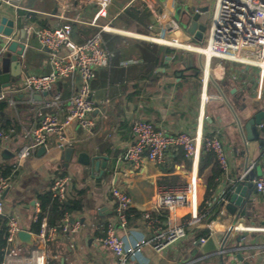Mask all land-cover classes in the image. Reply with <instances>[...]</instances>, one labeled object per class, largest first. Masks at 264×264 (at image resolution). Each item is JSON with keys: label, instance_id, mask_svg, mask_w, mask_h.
Returning <instances> with one entry per match:
<instances>
[{"label": "crops", "instance_id": "obj_1", "mask_svg": "<svg viewBox=\"0 0 264 264\" xmlns=\"http://www.w3.org/2000/svg\"><path fill=\"white\" fill-rule=\"evenodd\" d=\"M152 3L153 6L147 0H112L108 17L99 19L94 25L98 7L89 4L87 0H21L13 4L0 2V22L6 17L15 23L14 38L3 39L0 53L5 45L8 47L14 40L26 45L25 54L20 58L22 76L15 84L3 89L1 93L5 94V99L0 100L8 103L7 109L0 115V125L4 128L5 122L11 120L14 126L9 131L4 128L10 137L0 148V166L9 165L14 168L7 179L9 188L1 194L5 205L3 216L8 219L17 218L20 229L31 233L33 246L21 243L18 236L14 244L24 257H30L37 245L40 230L37 221L40 210L38 197L51 189L53 180L61 177L63 171L66 172L64 177L72 179L70 199H76L84 193L81 196L84 209L70 216L72 221L80 223L76 234L63 235L47 245L45 250L48 264H118L115 255L96 241L105 235L107 225L115 220V202L111 194L113 186L126 190L132 199L130 209L144 214L153 211L160 191L186 193L192 178L197 176L200 179L196 197L199 211L206 189L205 182L199 176V160L194 161L186 156L185 159L177 158L174 149L166 154L165 162L158 166L145 159L140 168H135L125 159L124 153L133 137V121L147 118L172 133L185 131L192 136L219 135L226 148L230 167L228 171H223L212 196L205 201L210 207L222 204L217 215L207 217L206 213L199 212L204 217L195 226L187 227V238L159 253L152 246L145 245L138 259L130 264H185L201 249L199 239L203 237L208 240L211 236L219 249L224 247L229 251L242 247L238 250L244 262L264 264V233L248 232L249 235L242 239V243L236 245L239 236L245 232H228L230 226L240 223L243 227L264 226V199L256 192L253 183V179L264 170V129L259 125H251L255 116L264 112V81L260 79L255 67L219 59L218 63H213L194 51H188L192 53L189 65L186 61L173 62L172 57L168 56L170 59L166 57L164 66L156 69L159 74L156 81H144L141 89L132 88L133 82L129 83V87L126 86V92H122L118 84L101 90L93 89L99 108L92 114L95 120L92 133L76 126L69 127L66 133L68 144L60 147L52 139L45 153L41 154L39 148L22 165L13 164V158L30 142L28 132L42 117L58 113L60 119H63V109L48 107L46 103L58 93L66 98L72 92L70 85L67 86L64 81L50 92L30 96L26 90L27 74H45L50 71V66L48 53L36 37L32 36L27 43L20 39L21 36L25 38V28H40L38 21H32L31 16L25 13L36 15L37 19L47 23V28L54 29L72 23L76 29H100L132 41L152 42L148 39L150 35H160V41L167 44L180 45L187 42L190 35L187 29L191 26V16L195 12L193 7L202 4L192 5L190 16L180 17L176 14L175 5L168 6L167 0H152ZM145 9L150 11L151 16L144 23L133 19V13ZM165 17L178 29L168 30L163 21ZM72 38L76 43L89 40L81 35L78 37L80 41L74 35ZM187 66L191 69L184 72L185 77L195 75V70L199 69V86L183 79L182 71ZM205 97L208 98L207 102ZM103 102H106L105 106ZM222 104L225 110L221 108ZM70 148L74 149L75 155L68 162L66 150ZM107 150L109 154L105 152ZM79 153H86L105 162V172L101 175L79 164ZM117 173L120 176L116 179ZM246 173L247 176L240 179ZM236 183L241 186L249 184L251 192L253 204L247 209L244 219L239 217L240 210L232 215L225 208L228 199L224 197ZM190 211V207L179 210L177 220L184 223ZM130 216L133 219L135 213ZM203 232L207 234L202 236ZM118 234L130 245L141 238H149L150 229L143 215L132 223L128 219L127 228L119 229ZM221 254L216 252L207 262L216 263ZM223 257L227 259L226 255ZM229 261L239 264L234 256L229 257Z\"/></svg>", "mask_w": 264, "mask_h": 264}, {"label": "built area", "instance_id": "obj_2", "mask_svg": "<svg viewBox=\"0 0 264 264\" xmlns=\"http://www.w3.org/2000/svg\"><path fill=\"white\" fill-rule=\"evenodd\" d=\"M13 4L21 0H0ZM89 4L98 7L94 18V25L102 18H107L112 0H87ZM210 5L193 7L195 12L206 15L205 38L197 41L194 36L188 35L187 42L174 44L160 41V35H150L148 39L154 43L168 45L169 47L194 51L204 55L209 60L219 59L243 63L258 69L259 77L264 81V0H210ZM208 8L206 12L202 9ZM194 12V13H195ZM73 29L70 25L58 28H25V42L36 37L42 48L48 53L50 71L45 74L28 73L25 78V87L30 96L54 90L60 82H68L71 87V96L64 98L61 93L54 95L46 103L48 107L63 109L61 120L58 113L49 114L28 132L29 144L23 146L21 151L13 158L15 166L22 165L23 161L39 148H47L54 139L60 147L67 143L66 133L69 127L76 126L88 133L95 128L92 114L99 108L94 98L92 83L97 72L109 69L112 65V54L108 51L100 31L97 35L83 43H76L72 38ZM14 38V37H12ZM11 39V38H9ZM26 46V45H25ZM7 46L1 50L0 59L7 53ZM5 94L0 93V100ZM206 102L208 98L204 99ZM103 105L106 102L102 103ZM105 106V105H104ZM259 127L264 129V122ZM132 141L127 147L124 157L133 167L140 168L146 159L154 165H161L166 160V154L171 150L182 149L185 156L198 161L201 150L213 152L221 169L228 171L230 164L226 148L219 135H196L181 131L172 133L146 119H136L132 123ZM10 135L0 125V148L9 139ZM264 157V151H263ZM247 173L240 177L244 179ZM71 178L57 177L51 185L52 198L60 203L70 199ZM256 192L264 199V170L253 179ZM199 177L192 178L186 193L174 190H164L158 193L153 211H146L144 219L150 229L149 238H141L133 244H126L119 236V229L128 226V211L132 199L126 190L118 186L112 187V197L115 202V220L107 225L104 236L96 241L105 246L118 260V264H130L141 255L142 248L150 245L156 252H163L172 244L187 238V227H192L204 217L198 211L197 188ZM9 188V181L0 178V216L5 214L2 192ZM190 207L188 219L182 223L177 220V212ZM40 212V210H39ZM153 212V213H152ZM164 215V219H162ZM71 215H65L57 226L50 227L47 218H43L37 234V245L30 257H24L20 249L15 247L17 234L21 230L17 218L11 217L7 222L10 247L7 249L3 264H48L46 247L50 242L63 235H74L80 229L78 221H72ZM241 224V223H240ZM232 225L228 232H262L264 226L259 228ZM213 237V236H211ZM207 238H200L198 244L203 245ZM242 248L238 247L237 249ZM244 248V247H243ZM240 250V249H239ZM226 249L218 248L217 252L224 253ZM108 264V263H102Z\"/></svg>", "mask_w": 264, "mask_h": 264}, {"label": "trees", "instance_id": "obj_3", "mask_svg": "<svg viewBox=\"0 0 264 264\" xmlns=\"http://www.w3.org/2000/svg\"><path fill=\"white\" fill-rule=\"evenodd\" d=\"M24 14V12H21ZM30 15L32 21H38L40 28L46 27L47 23L37 19L36 15L30 13H25ZM148 9L140 11L139 13H133L132 17L134 20L145 22L151 15ZM72 27L75 38L80 35L85 38H93L100 32V29L95 28H75L76 25L69 23ZM75 28V30H74ZM105 45L108 51L112 54V65L109 69H102L97 72L96 78L92 83V88L94 89H105L106 86L112 87L113 85H119L122 92H126L128 88L126 86L132 83L131 87L134 89L143 88L144 81L155 82L157 76L156 69L164 66L166 57H172V61H186L189 65V60L192 59V53L186 51H180L176 48L159 45L149 41H132L123 38L118 35H114L108 32H101ZM79 39V38H78ZM80 41V39L78 40ZM83 43V42H79ZM128 63V64H125ZM191 67L187 66V69L182 71L183 79L193 82L196 86H199V69L195 70V75L186 76L184 72L190 70ZM129 81V82H128ZM126 83V84H125ZM67 82V86H68ZM129 87V86H128ZM139 93V91L137 92ZM8 107L6 101H0V115ZM5 129L8 131L14 128L11 120L5 122ZM3 128V129H4ZM76 151V149H75ZM105 152H108L105 151ZM174 153L177 158H186L185 152L182 149H175ZM109 154V152H108ZM13 166H0V177L8 179L12 173ZM111 171V170H110ZM199 176L204 180L206 184L204 202L200 206V213H206L207 217L210 215H217L220 211L222 204L208 206L205 201L209 200L214 192L217 181L223 176V170L221 169L217 157L213 152L201 150L199 159ZM65 171L62 172L61 177H64ZM84 194V193H82ZM82 194L76 199H68L67 201L60 203L52 198L51 190L43 192L39 195L40 202V212L37 215L38 226H40L43 218H47L48 225L50 227L57 226L60 221L65 217V215H71L72 213H78L83 211V198ZM228 194L224 197L228 199ZM135 213L133 219L130 214ZM129 222L132 223L134 219L142 218L144 214L137 213L133 209H130L127 213ZM164 219V217H162ZM209 220V218H207ZM8 218L0 216V264L3 263L7 249L10 247V243L7 241L8 230H7ZM207 233L203 232L201 235L205 236Z\"/></svg>", "mask_w": 264, "mask_h": 264}, {"label": "water", "instance_id": "obj_4", "mask_svg": "<svg viewBox=\"0 0 264 264\" xmlns=\"http://www.w3.org/2000/svg\"><path fill=\"white\" fill-rule=\"evenodd\" d=\"M208 8L202 9V12H206ZM191 26L188 27L187 32L191 36H194L198 41H202L201 38L198 37V32H205V24H206V15L201 14L200 12H195L191 16ZM15 33V23L9 18L4 17L0 22V43L3 39H9L14 36ZM21 40L24 39L21 36ZM8 53L4 55L0 59V93L3 89L8 88L11 84H15L16 81L22 76V62L21 57L25 54L26 46L24 43H20L18 41H12L7 47ZM11 53V54H10ZM170 57H167L169 60ZM264 120V112H261L255 116L253 121H251V125L258 126ZM67 161L69 162L72 159V156L75 155L74 149L70 148L66 150ZM40 153H45V148L40 149ZM77 158V162L81 165L91 168L92 172H100L102 175L105 171V162H100L97 157H91L86 153H79ZM102 169L100 170V168ZM120 176L119 173L116 174V179ZM251 192H249V184L241 186L236 183L233 184L228 193V203L226 205V210L235 215L239 210L240 219H244L246 211L250 206H252L253 201L250 199ZM249 235L248 232H245L239 236L237 239L236 245L241 244L242 239L246 238ZM18 239L21 243L27 244L29 246H33V238L31 233L20 230L17 234ZM217 243L213 237L208 238L205 244L202 245L198 254L193 257L189 262L185 264H237L238 262L229 261V257L234 256L240 263L250 264L249 262H244V258L239 254V250L231 249L226 251L220 255V260L216 263L207 262L217 252ZM210 255V256H209ZM227 256V259H224L223 256Z\"/></svg>", "mask_w": 264, "mask_h": 264}, {"label": "rangeland", "instance_id": "obj_5", "mask_svg": "<svg viewBox=\"0 0 264 264\" xmlns=\"http://www.w3.org/2000/svg\"><path fill=\"white\" fill-rule=\"evenodd\" d=\"M151 6H153L154 4L152 3V0H147ZM169 3V4H168ZM201 3L202 5L203 4H208L211 6V8L214 6L213 5V2L210 1V0H167V4L168 6H171L172 4L175 5V8L177 9V12L176 14L179 15L180 17L184 16V15H189V11L191 12V7L192 5L193 6H196L197 4ZM190 7L189 9H187L186 7ZM186 8L184 10H181L180 8ZM198 37L201 38L202 40H204L205 38V35L203 32H198ZM178 49V48H177ZM180 51H183L181 49H178ZM186 51V50H185ZM188 52V51H186ZM190 53V52H189ZM208 59V58H207ZM213 61V63H218L217 59H211V62ZM214 106H217V105H214ZM221 108H224V110L226 109V107L224 106V104H222V107ZM204 182V180H203ZM258 227V226H257Z\"/></svg>", "mask_w": 264, "mask_h": 264}, {"label": "bare ground", "instance_id": "obj_6", "mask_svg": "<svg viewBox=\"0 0 264 264\" xmlns=\"http://www.w3.org/2000/svg\"><path fill=\"white\" fill-rule=\"evenodd\" d=\"M163 21L166 22V28L168 30L178 29V27L175 24L171 23V21H169L167 17H165Z\"/></svg>", "mask_w": 264, "mask_h": 264}]
</instances>
